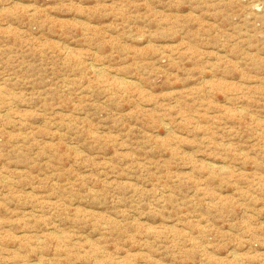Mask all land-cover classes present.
<instances>
[{"label": "rangeland", "instance_id": "1", "mask_svg": "<svg viewBox=\"0 0 264 264\" xmlns=\"http://www.w3.org/2000/svg\"><path fill=\"white\" fill-rule=\"evenodd\" d=\"M0 264H264V0H0Z\"/></svg>", "mask_w": 264, "mask_h": 264}]
</instances>
